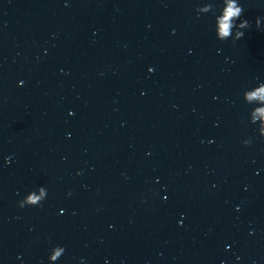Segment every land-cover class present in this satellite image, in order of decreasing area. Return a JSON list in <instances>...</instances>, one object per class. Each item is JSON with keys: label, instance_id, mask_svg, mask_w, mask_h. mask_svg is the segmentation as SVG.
Masks as SVG:
<instances>
[{"label": "clouds", "instance_id": "9594fccd", "mask_svg": "<svg viewBox=\"0 0 264 264\" xmlns=\"http://www.w3.org/2000/svg\"><path fill=\"white\" fill-rule=\"evenodd\" d=\"M214 10V5L212 3H206L201 7L196 9L197 13L204 14ZM243 7L238 3V0H223V7L219 15L215 16V33L217 39L224 41L230 38L240 39L243 37L244 32L242 29L250 27V22L248 20H241L238 24L237 21L243 15ZM257 28L261 25V19L257 18L256 21ZM233 29L235 30V35L233 37ZM256 91L245 90L243 93V99L247 104H252L254 100H264V82L259 83L254 86ZM259 112L262 123L258 124V131L261 137H264V109L256 110ZM250 113H253V109ZM252 124H257L255 119H250ZM245 144H250L251 140L244 141ZM47 196V190L44 187H40L37 191L28 193L24 199L19 201V207L23 208L25 206H37L39 205ZM65 252L62 246H55L49 255V261H57Z\"/></svg>", "mask_w": 264, "mask_h": 264}]
</instances>
